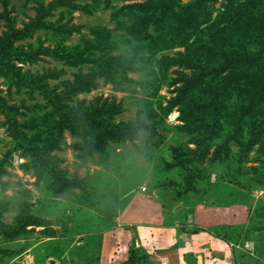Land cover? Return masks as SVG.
<instances>
[{"label":"rangeland","instance_id":"1","mask_svg":"<svg viewBox=\"0 0 264 264\" xmlns=\"http://www.w3.org/2000/svg\"><path fill=\"white\" fill-rule=\"evenodd\" d=\"M196 1L0 0V264H264V0Z\"/></svg>","mask_w":264,"mask_h":264},{"label":"trees","instance_id":"2","mask_svg":"<svg viewBox=\"0 0 264 264\" xmlns=\"http://www.w3.org/2000/svg\"><path fill=\"white\" fill-rule=\"evenodd\" d=\"M232 4L233 3H231V5L229 4L227 6L228 8L226 9V10H228L230 8L229 10L232 14H231V19L228 18L224 22L225 26L228 29L226 32H224V34H226L227 37L229 36V38H231V36L234 34V37L243 38L244 43L246 41V44L244 46L247 50V53H244L238 61H244V60L246 62L253 61L252 63H256V62L258 63V62H261V60L264 61V57L262 59H257V60L252 59V56L250 55L249 50L247 49V47H250L252 43L255 44V42H264V33H262L260 30H259V32H256V30H255V28H257V27L260 28L259 24L257 26L252 27L249 23L252 20L255 24L253 17L256 16L258 14V12L264 10L263 7L260 6V4L257 5L254 3V4H251V6L247 7L245 10H242L241 9L242 6L240 7V5H237L236 7H234V6H232ZM192 8H193V10H195V11L198 10L200 13H204V14L207 11V10H205V3L203 2V0H197L194 3V5H192ZM165 12L167 14L163 13L161 18H159V16H158L153 20V22L156 24V26H155L156 30H163L165 28L166 23H165L163 18L168 15V13L170 12V9L167 8ZM210 16H211V13H208L207 17L210 18ZM186 26L189 30H191V29L197 30V27L193 23H190L189 21L186 22ZM148 30H149L148 26L142 29V31H145L146 33L149 32ZM246 30L248 32V35L243 34ZM202 32L204 33L203 30H202ZM234 37H232V38H234ZM227 89H229V86L227 88L224 87L223 89H221V91L224 92L226 90V92H227ZM216 94L221 95L222 92H219ZM134 127H135L134 123L128 124L126 130L129 131V133H127L126 139H128L129 141L133 142V144L136 145V135H133L131 132L132 128H134ZM73 184H74L73 186H81L82 182L81 181H75ZM73 186H71V187H73ZM186 186H187V190H189L191 188L189 182H186ZM192 189L195 190V188H192ZM28 209H30V208H28ZM26 221H27V223L28 222L34 223V225H41L42 224V222L39 219H34L33 217H29V214L26 215ZM25 230H26L25 227L18 229L17 234H23L24 232H26ZM192 231L194 233H197V232H201V229L197 230V228H195Z\"/></svg>","mask_w":264,"mask_h":264},{"label":"crops","instance_id":"3","mask_svg":"<svg viewBox=\"0 0 264 264\" xmlns=\"http://www.w3.org/2000/svg\"><path fill=\"white\" fill-rule=\"evenodd\" d=\"M177 257L178 258H182L183 259V257L185 258V256H184V254L183 253H180V255H177ZM171 259H174L175 260V262H176V260L177 261H179L177 258L175 259L174 257H164V261H162L163 263L165 262L166 264H171ZM184 260V259H183ZM168 262V263H167ZM176 264H180V261L179 262H176Z\"/></svg>","mask_w":264,"mask_h":264},{"label":"built area","instance_id":"4","mask_svg":"<svg viewBox=\"0 0 264 264\" xmlns=\"http://www.w3.org/2000/svg\"><path fill=\"white\" fill-rule=\"evenodd\" d=\"M164 264H166V263H164Z\"/></svg>","mask_w":264,"mask_h":264}]
</instances>
